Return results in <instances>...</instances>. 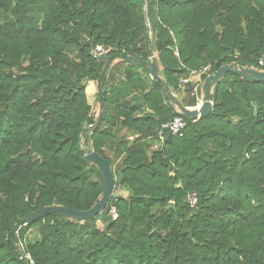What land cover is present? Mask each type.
Returning <instances> with one entry per match:
<instances>
[{"label":"trees","instance_id":"trees-1","mask_svg":"<svg viewBox=\"0 0 264 264\" xmlns=\"http://www.w3.org/2000/svg\"><path fill=\"white\" fill-rule=\"evenodd\" d=\"M96 45L156 61L164 77L143 96L153 114L136 118L124 88L108 90ZM263 53L264 0H0V264H31L21 243L33 264H264V82L226 73L211 115L187 119L183 138L166 134L164 151L147 154L176 117L168 86L208 66L202 83L226 64L264 71ZM115 113L140 133L134 142H114ZM84 139L126 195L92 220L48 214L11 235L46 207L89 211L101 200ZM32 229L41 240L25 246Z\"/></svg>","mask_w":264,"mask_h":264},{"label":"water","instance_id":"water-1","mask_svg":"<svg viewBox=\"0 0 264 264\" xmlns=\"http://www.w3.org/2000/svg\"><path fill=\"white\" fill-rule=\"evenodd\" d=\"M147 14V11H145ZM148 22V19H147ZM149 26V25H148ZM151 32L149 31V35ZM152 44V41L150 40V45ZM151 57L154 58V53L151 49ZM98 60L105 61L106 65L104 68V71H107L110 69L112 63L116 59H122L129 62H133L136 64L141 65L142 67L146 68L147 71L152 76L154 82L161 81L160 77V71L159 67L156 63V61H153L150 65H148L147 62L128 57L122 54H115L111 56H102L97 57ZM235 73L241 76L244 79L250 80V81H262L264 82V71L258 70L256 68L251 67H245L240 64H226L222 66L217 72L214 74H211L207 76L204 80L203 87H202V100L201 105L197 109H189L182 106V104L179 102L176 96H174L170 92V88H166V92L163 93V96L166 100H169L173 102L179 110L175 109V106L171 102L170 107L173 110L174 114L176 116L183 117L184 119H196V118H206L211 115L213 112V103L211 101L212 91L214 86L222 81L226 75V73ZM106 81V78L104 82ZM103 91L100 90V97H103ZM85 134V132H83ZM86 162L91 165H95L98 167L99 171L101 172L103 176V183H104V192L101 200L89 211H78L75 209L70 208H64L62 206H52V207H46L44 209H41L36 214H34L32 217L27 218L25 220H22L20 223H18L15 226L14 231L11 235L17 234L20 229L29 223L36 221L40 218L45 217L48 214H61L64 217L73 218L77 221H88L96 218L99 216L103 211L108 207L109 202L112 197L117 198L120 196L118 189L116 188V176L111 168L110 162L101 156L100 154L92 151L85 155ZM169 208H175L174 205H170ZM10 235V236H11ZM23 261L26 262V259L23 257ZM26 264V263H25Z\"/></svg>","mask_w":264,"mask_h":264},{"label":"crops","instance_id":"crops-1","mask_svg":"<svg viewBox=\"0 0 264 264\" xmlns=\"http://www.w3.org/2000/svg\"><path fill=\"white\" fill-rule=\"evenodd\" d=\"M155 57V55H154ZM152 58V57H151ZM153 59V58H152ZM131 63L133 62H129L126 60H122V59H116L113 61L110 69V75L109 77L106 78L105 83H107V87L108 90H111L113 88H116L117 90H119V88H124V90L122 91V94L127 96L129 95L124 103H128L130 104V106H139L140 108L138 109V111L136 112V118H139L140 120L143 119L145 116H147L148 114H153V111L150 110L145 104H144V98L143 96L145 94H148L152 88V81L154 82L152 76L150 75V73L146 70L144 71L143 69L137 67V66H133ZM148 63V62H147ZM136 64V63H133ZM149 64V63H148ZM139 65V64H137ZM141 66V65H140ZM135 72L137 74L136 78L134 79L133 83L128 84V86H125V83L127 81V73L129 72ZM160 71V77H164V75H161V70ZM194 83L198 82L201 80L200 75L199 74H195L192 76ZM193 83V84H194ZM170 88V92L177 97V99L179 100V102L182 104L183 107L185 108H189V109H197L200 107V104L198 103V101L191 96L190 94V88L191 86H188L185 90L184 89H173L171 86H168ZM200 100H202V90H201V97ZM170 99L166 100V105L170 107ZM201 102V101H200ZM173 104V106H175V109L179 110V108L177 107V105H175L173 102H171ZM171 109V107H170ZM99 108L96 109V112L98 115L97 120H99V118H101L103 116V112H99ZM173 111V110H172ZM115 118L117 119V124L116 126L112 129V137L114 138V142H118L120 139H126L127 141H129L130 143H132L130 140L131 137H135L138 138L140 137V133H138L137 131H131L130 129H128L127 127H125L121 121L125 120V117L123 116H117V114L115 113ZM191 119V118H190ZM201 119V118H200ZM106 128V126H104ZM155 137L154 139H149L148 141L150 142V147L147 150V154L149 157L152 156L153 152H158L155 148L154 145L156 143L155 141ZM115 150V146L113 145L112 147H106L105 148V154L108 156H113V152ZM122 160V159H120Z\"/></svg>","mask_w":264,"mask_h":264},{"label":"built area","instance_id":"built-area-1","mask_svg":"<svg viewBox=\"0 0 264 264\" xmlns=\"http://www.w3.org/2000/svg\"><path fill=\"white\" fill-rule=\"evenodd\" d=\"M110 52H111V48H108L104 45H96L93 48L92 55H93V57L97 58V57H102V56H108V54ZM257 64L259 67L264 68V53L257 59ZM209 71H210V67L208 66L203 71H201L200 73L191 72L189 76H185V77L180 79L179 84H178V88L185 90L188 86H191V88L189 90L191 96L194 97L198 101V103L201 105L200 97H201V90H202L203 83H202V80L194 83L192 76L195 74H199L200 78H201L202 75L207 74ZM192 120H193L192 123L196 124V123H198L200 118H196V119H192ZM187 126H188V123L186 122V119H184L183 117H180V116H176L173 120L163 123L157 131L156 140H155L156 143L154 145V148L158 152H163L164 148L166 146L165 145L166 134H170L174 138H183L185 136V131H186ZM92 135H93V130H90V136H92ZM130 139L133 140L134 138L131 137ZM189 202H190L191 206H195L197 203L196 196L195 195L190 196ZM110 213L112 214V216L115 219L117 218V210L115 207H113L110 210ZM21 246L23 247V251H24V246L22 245V243H21ZM26 255L28 258H26V257L25 258L27 260H29V262L31 264H33L31 256L29 254H26Z\"/></svg>","mask_w":264,"mask_h":264},{"label":"rangeland","instance_id":"rangeland-1","mask_svg":"<svg viewBox=\"0 0 264 264\" xmlns=\"http://www.w3.org/2000/svg\"><path fill=\"white\" fill-rule=\"evenodd\" d=\"M92 51H93V49H92ZM135 139H136V138L134 137V139H133V140H130V141H131V142H134ZM91 144H92V140H91V139H89V140H85V139H84V140H83V147H84V149L86 150V154H88V153H90V152L93 151L92 148L90 147V146H92ZM89 145H90V146H89ZM114 174H115V176H116V181H117V180H118L117 173H114ZM118 192H119V194L126 195L124 191H119V190H118ZM105 225H106V223H105V220H104V219H100V220H98V226H99V228H100L101 230H103V229L105 228ZM17 234H18V233H17ZM40 240H41V235H40L38 229H32V230H30V231L28 232V234H27V236H26V239L23 241V244H24L25 246H28V245H30V244H34V243H36V242H38V241H40ZM19 247H20V251H21L22 255L24 256V258H25V257L28 258L27 255L24 253V251H23V247L21 246V244H19ZM26 258H25V259H26Z\"/></svg>","mask_w":264,"mask_h":264},{"label":"clouds","instance_id":"clouds-1","mask_svg":"<svg viewBox=\"0 0 264 264\" xmlns=\"http://www.w3.org/2000/svg\"><path fill=\"white\" fill-rule=\"evenodd\" d=\"M109 56V55H108Z\"/></svg>","mask_w":264,"mask_h":264}]
</instances>
